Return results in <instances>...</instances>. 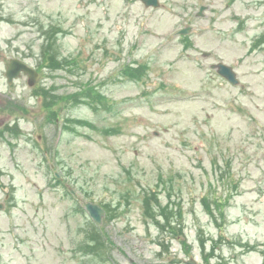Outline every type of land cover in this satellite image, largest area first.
Segmentation results:
<instances>
[{
    "label": "rangeland",
    "instance_id": "obj_1",
    "mask_svg": "<svg viewBox=\"0 0 264 264\" xmlns=\"http://www.w3.org/2000/svg\"><path fill=\"white\" fill-rule=\"evenodd\" d=\"M160 1L0 0V264H264V0Z\"/></svg>",
    "mask_w": 264,
    "mask_h": 264
},
{
    "label": "water",
    "instance_id": "obj_2",
    "mask_svg": "<svg viewBox=\"0 0 264 264\" xmlns=\"http://www.w3.org/2000/svg\"><path fill=\"white\" fill-rule=\"evenodd\" d=\"M144 2L148 6L150 5L159 6L160 4L159 0H144ZM204 9H205V6H202L200 11L198 12V15H203ZM190 30H191V26L182 29L180 33H188L190 32ZM213 66L217 67L219 73L225 76L226 78H228L231 82L233 83L239 82L237 74L232 66L227 65L223 62H220ZM22 72H25L29 75L30 85H34L40 77V74L36 69L29 66L27 63H25L19 58H12L8 64L7 71H6V76L8 77L9 82H12L14 78L19 77L22 74ZM85 205L88 211L90 212L91 216L97 222L101 223L103 219V215L105 214V210L103 209V207L93 202H86ZM177 260H180V259H177ZM188 262L190 264H197V261L195 259H190Z\"/></svg>",
    "mask_w": 264,
    "mask_h": 264
},
{
    "label": "trees",
    "instance_id": "obj_3",
    "mask_svg": "<svg viewBox=\"0 0 264 264\" xmlns=\"http://www.w3.org/2000/svg\"><path fill=\"white\" fill-rule=\"evenodd\" d=\"M38 69L40 70V68L38 67ZM41 71V70H40ZM55 114H56V111H55ZM56 116V115H55ZM57 118L59 117L58 116V114H57V116H56ZM55 122H56V120H55ZM71 193V192H70ZM155 195H158V193L157 192H151V193H147V195H146V200L144 199V204L146 205V210L147 211H149V210H152V209H150L151 208V204H152V200H153V198H154V196ZM110 204H111V202H110ZM104 206L106 207V208H108V210L110 209L109 208V203H104ZM162 207V209L165 211V210H167V208H168V210L170 211V212H173L174 211V209H173V211L171 210V207H170V205H169V203H168V206H166V207H163V206H161ZM154 210H158V207H155L154 208ZM175 214V213H174ZM177 215V214H176ZM179 219H180V213H179ZM167 218H168V216H167ZM171 222V221H170ZM180 222V221H179ZM171 224H173V221H172V223ZM99 227H102V226H100V225H98V224H93V229H95V231H91V234H93V236H96L98 233H99V235H102V232L99 230ZM96 230H97V233H96ZM91 234L89 233L88 234V238H87V240H86V242L89 244V245H93V242L94 241H92L91 239L90 240H88L89 239V237L91 236ZM96 234V235H95ZM177 236H180L179 234L177 235ZM103 242H106V241H104V240H102ZM107 243V242H106ZM94 246H98V244L96 245H94ZM93 246V247H94ZM87 252H90V250H88Z\"/></svg>",
    "mask_w": 264,
    "mask_h": 264
}]
</instances>
